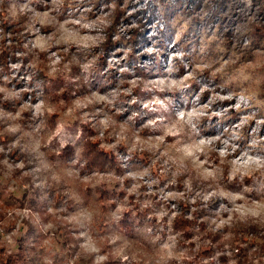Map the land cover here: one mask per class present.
<instances>
[{"label":"clouds","instance_id":"1","mask_svg":"<svg viewBox=\"0 0 264 264\" xmlns=\"http://www.w3.org/2000/svg\"><path fill=\"white\" fill-rule=\"evenodd\" d=\"M0 264H264V0H0Z\"/></svg>","mask_w":264,"mask_h":264}]
</instances>
